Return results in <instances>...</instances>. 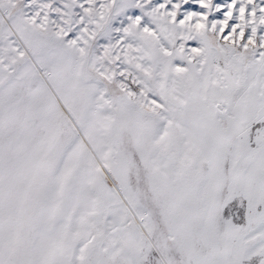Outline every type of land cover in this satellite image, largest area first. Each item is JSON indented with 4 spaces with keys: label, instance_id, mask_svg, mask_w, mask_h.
I'll return each instance as SVG.
<instances>
[{
    "label": "snow or ice",
    "instance_id": "snow-or-ice-1",
    "mask_svg": "<svg viewBox=\"0 0 264 264\" xmlns=\"http://www.w3.org/2000/svg\"><path fill=\"white\" fill-rule=\"evenodd\" d=\"M0 264H264V0H0Z\"/></svg>",
    "mask_w": 264,
    "mask_h": 264
}]
</instances>
